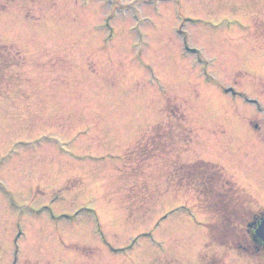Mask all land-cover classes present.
Segmentation results:
<instances>
[{
	"label": "rangeland",
	"instance_id": "rangeland-1",
	"mask_svg": "<svg viewBox=\"0 0 264 264\" xmlns=\"http://www.w3.org/2000/svg\"><path fill=\"white\" fill-rule=\"evenodd\" d=\"M263 37L264 0H0V264H264L170 175L264 209Z\"/></svg>",
	"mask_w": 264,
	"mask_h": 264
},
{
	"label": "trees",
	"instance_id": "trees-1",
	"mask_svg": "<svg viewBox=\"0 0 264 264\" xmlns=\"http://www.w3.org/2000/svg\"><path fill=\"white\" fill-rule=\"evenodd\" d=\"M175 192L194 193L198 210L211 218L206 231L210 246H229L245 257L263 253L253 231L264 218L244 191L229 181L217 167L201 162L177 166L170 174Z\"/></svg>",
	"mask_w": 264,
	"mask_h": 264
},
{
	"label": "water",
	"instance_id": "water-1",
	"mask_svg": "<svg viewBox=\"0 0 264 264\" xmlns=\"http://www.w3.org/2000/svg\"><path fill=\"white\" fill-rule=\"evenodd\" d=\"M256 236L264 243V221L259 225L256 231Z\"/></svg>",
	"mask_w": 264,
	"mask_h": 264
},
{
	"label": "flooded vegetation",
	"instance_id": "flooded-vegetation-1",
	"mask_svg": "<svg viewBox=\"0 0 264 264\" xmlns=\"http://www.w3.org/2000/svg\"><path fill=\"white\" fill-rule=\"evenodd\" d=\"M249 3H252L253 0H247ZM261 95H264V89L262 90L261 92ZM244 99H246V102L249 103V104H256L258 107L259 105L257 103H255V101L253 100H248L245 96L243 97ZM262 111L264 112V108H261ZM260 246L261 248H263V252H264V245H258Z\"/></svg>",
	"mask_w": 264,
	"mask_h": 264
}]
</instances>
